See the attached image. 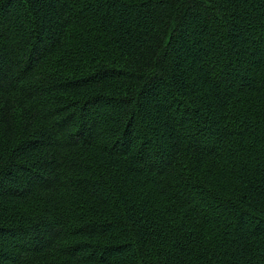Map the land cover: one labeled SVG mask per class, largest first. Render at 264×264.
Masks as SVG:
<instances>
[{
    "label": "trees",
    "instance_id": "1",
    "mask_svg": "<svg viewBox=\"0 0 264 264\" xmlns=\"http://www.w3.org/2000/svg\"><path fill=\"white\" fill-rule=\"evenodd\" d=\"M0 264H264V0H0Z\"/></svg>",
    "mask_w": 264,
    "mask_h": 264
}]
</instances>
